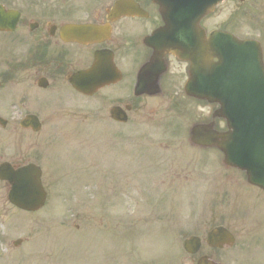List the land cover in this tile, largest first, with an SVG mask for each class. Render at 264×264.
I'll return each mask as SVG.
<instances>
[{"label": "flooded vegetation", "instance_id": "flooded-vegetation-1", "mask_svg": "<svg viewBox=\"0 0 264 264\" xmlns=\"http://www.w3.org/2000/svg\"><path fill=\"white\" fill-rule=\"evenodd\" d=\"M209 20L202 26L213 30ZM227 23L230 28V19ZM0 26V165L40 167L42 182L50 184V205L51 183L92 186L79 198L93 201L69 214L70 238L62 244L51 229V210L47 213V264H167L163 252L136 254L137 227L157 225L162 232L168 220L161 199L136 207V145L156 157L147 160L150 173L140 177L161 197L179 190L189 195V188L191 198L199 197L200 187L214 190L219 179L215 149L190 143L192 127L210 123L215 109L185 91L191 63L174 51L196 55L189 32L166 31L152 0H0ZM151 103L163 104L178 125L136 126L146 114H158ZM94 151L101 160L91 159ZM121 162H127V171ZM239 177L233 210L198 217L197 251H185L184 239L177 264H264V194ZM121 210L128 211L126 220L115 212ZM218 227L233 243L224 233L209 239Z\"/></svg>", "mask_w": 264, "mask_h": 264}, {"label": "rangeland", "instance_id": "rangeland-1", "mask_svg": "<svg viewBox=\"0 0 264 264\" xmlns=\"http://www.w3.org/2000/svg\"><path fill=\"white\" fill-rule=\"evenodd\" d=\"M245 13L247 14V18L242 23V17ZM229 19L233 31H236L242 38L261 39V37H264V0H232L226 2L219 7V10L209 20L208 24L211 27H223L224 25L226 29H229V25H227ZM89 105L91 110H95V104ZM150 109H157L159 112L156 110L158 112L157 115L146 114L142 123H136V126L164 127L169 126L175 121L174 117L166 113L167 110L163 104L159 107L157 104L151 103ZM197 111L201 113V107ZM208 111L210 109H205L204 113L207 114ZM139 116L140 114L137 115V117ZM147 149H144L143 145L137 144L134 154V170L137 177L135 183L136 207H151L161 199L160 205L167 208L168 220L164 226L165 232L157 231L159 229L157 225L148 226L147 230L143 229V226L137 227L136 254L137 256H150L151 254H158L162 249L168 259V264H176L179 249L183 242V235L185 238L195 233L194 225L197 222V218L210 214L211 212L209 210H226L225 201L219 198L218 195L220 194H217L220 190L222 191L220 186H226V189L229 190L227 192L222 191L221 193H223L224 199L225 197L227 199L231 198V205L227 209L233 210L232 207L235 206L236 189L233 187L235 185V179L228 178L227 175L221 173H216L220 177V181L216 182L213 193L208 192L206 188L202 189L200 187L199 190L204 193L199 197L195 194L191 198L190 195L192 192L190 188L188 189L190 192L189 195H187L185 190H179L174 194L169 192L167 195L161 197L152 191V183L146 182L140 177L150 173V168L146 170L147 160L149 158L151 160L156 159L155 156H147L148 152H153ZM157 152L159 153L158 158H160L161 154L159 151ZM101 158L97 151L92 153L91 159L94 161L101 160ZM103 165L106 170L111 168L109 162H104ZM120 166L126 171L128 170L126 163L121 162ZM142 167L144 169H141ZM73 185L74 190H71L69 187H73ZM95 185L94 192L96 193ZM86 186H90V184L51 183V194L53 197L51 199V205L49 204L47 208L36 216H28L20 213L8 203V187L0 182V264H35L36 261L40 264H47L44 259L48 254L50 243L48 233L49 217H47V213L51 210V229L54 228L59 233L60 244H62L64 238H70V232L68 228L66 229L69 214L72 211L84 210L93 201L89 200V197L86 196L81 199L77 198L74 202L70 200L72 196L89 192L92 189V186H90V189H85ZM108 186H111V184L105 186L106 192ZM196 187H194V190ZM123 198L126 201V196H123ZM126 206L127 204L125 202ZM223 207L225 209H221ZM115 212L120 218L125 220L128 218L127 210H121L120 213L118 211ZM78 224L82 226L81 222H78ZM68 227L70 228L72 226ZM150 237L151 239H149ZM19 239H28V243L16 249L13 246V242ZM162 239V245H160L159 240Z\"/></svg>", "mask_w": 264, "mask_h": 264}, {"label": "water", "instance_id": "water-1", "mask_svg": "<svg viewBox=\"0 0 264 264\" xmlns=\"http://www.w3.org/2000/svg\"><path fill=\"white\" fill-rule=\"evenodd\" d=\"M165 1L171 11L179 6L177 0ZM222 1L197 0L194 14L200 12L201 20L214 12ZM154 2L166 8L162 0ZM201 51L214 53L220 61L215 67L210 65L204 82H199V92L189 86L187 90L196 93L193 94L196 98L220 106L214 118L225 119L229 131H215L214 146L224 153L226 167L245 172L249 184L264 191V63L261 46L254 40L241 41L234 35L214 32ZM204 67L203 60L195 62L194 73L202 75ZM211 128L213 125H197L193 131L195 143L210 145L203 138L213 135ZM0 180L10 184L8 200L16 208L36 212L44 207L47 194L38 167L31 165L15 171L9 165H2ZM190 245L191 240L186 243V248Z\"/></svg>", "mask_w": 264, "mask_h": 264}]
</instances>
